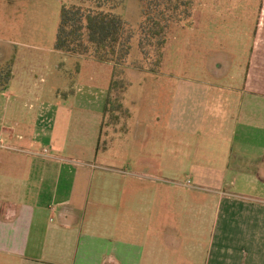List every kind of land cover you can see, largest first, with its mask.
Listing matches in <instances>:
<instances>
[{
	"label": "crops",
	"instance_id": "obj_1",
	"mask_svg": "<svg viewBox=\"0 0 264 264\" xmlns=\"http://www.w3.org/2000/svg\"><path fill=\"white\" fill-rule=\"evenodd\" d=\"M44 62L32 67L15 59L0 85V264H264V89L241 90L263 123L212 138V148L201 151L204 142L193 158L178 157L179 142L169 141L163 154L155 137L139 139L142 166L120 180L95 182L104 169L85 163L79 147L73 152L66 134L55 139L62 110L71 109L59 95L63 69L55 65L54 73ZM42 69L51 71L41 79L50 86L34 78ZM82 93L90 92L74 89V109L105 113L110 88L97 97ZM169 94L170 128L187 133V102L207 93L184 87ZM52 119L58 126L49 133ZM93 149L91 157L98 140ZM182 171L196 181L158 178Z\"/></svg>",
	"mask_w": 264,
	"mask_h": 264
},
{
	"label": "rangeland",
	"instance_id": "obj_2",
	"mask_svg": "<svg viewBox=\"0 0 264 264\" xmlns=\"http://www.w3.org/2000/svg\"><path fill=\"white\" fill-rule=\"evenodd\" d=\"M71 6L113 10L135 37L143 21L139 0H0V85L9 81V64L17 58L26 66L31 61L32 67L35 61L44 65L46 60L53 72L55 65L61 66L64 83L59 95L71 111L62 110L66 116L59 130H55L58 125L54 119L49 121L48 130H55V139L66 134L69 148L79 147L77 154L85 159L83 162L104 169L96 171L95 182L100 177L108 183V178L120 180L123 173H134L142 166L144 148L139 139L155 137L163 145V154L170 152L169 141L179 142L182 149L176 148L178 157L187 152L193 158L204 142L207 150H200L207 153L212 148L210 139L242 132L246 123L252 127L263 123L256 119L259 116L253 118L241 90L264 89V0H194L189 21L174 24L168 31L161 59L150 47H144L146 55L140 54L135 43L134 54L120 65L100 63L91 57L76 59L55 49L62 10ZM47 73L50 77V70L36 72L38 85L50 86L41 82L48 81ZM216 75L220 78L214 79ZM78 87L89 89L96 97L110 88L108 112L74 109L73 93ZM184 87L203 89L207 98L194 96L187 102L192 124L189 132L181 134L170 128L168 102L171 90ZM97 140L99 149L91 157ZM217 150L221 151V145ZM166 162L165 158L160 160V164ZM206 177L209 182L219 181L215 176ZM158 178L172 183L196 181L183 171Z\"/></svg>",
	"mask_w": 264,
	"mask_h": 264
},
{
	"label": "trees",
	"instance_id": "obj_3",
	"mask_svg": "<svg viewBox=\"0 0 264 264\" xmlns=\"http://www.w3.org/2000/svg\"><path fill=\"white\" fill-rule=\"evenodd\" d=\"M143 21L138 35L127 30L122 16L100 7H64L55 49L71 56L91 57L100 63L120 65L137 51L146 55L144 47L154 48L162 58L171 26L192 17L194 0H139ZM131 29V28H130ZM138 36V37H137ZM133 52V53H132ZM108 98L105 112H108Z\"/></svg>",
	"mask_w": 264,
	"mask_h": 264
},
{
	"label": "built area",
	"instance_id": "obj_4",
	"mask_svg": "<svg viewBox=\"0 0 264 264\" xmlns=\"http://www.w3.org/2000/svg\"><path fill=\"white\" fill-rule=\"evenodd\" d=\"M44 152L47 153V150H45Z\"/></svg>",
	"mask_w": 264,
	"mask_h": 264
}]
</instances>
